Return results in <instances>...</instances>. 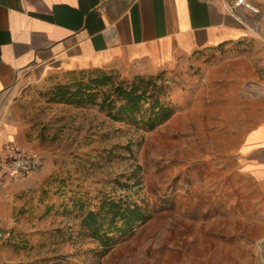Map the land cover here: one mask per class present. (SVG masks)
<instances>
[{"label": "rangeland", "instance_id": "374dc122", "mask_svg": "<svg viewBox=\"0 0 264 264\" xmlns=\"http://www.w3.org/2000/svg\"><path fill=\"white\" fill-rule=\"evenodd\" d=\"M103 70L116 80L134 76ZM252 70L264 73V45L241 40L137 74L163 83L174 109L152 130L94 104L74 110L52 145L65 152L64 169L54 170L63 175L61 185L40 202L32 227H24L30 231L0 234L21 249L16 263L5 264H264V180L239 170L234 156L252 123L240 104ZM96 73L84 68L24 77L10 88L4 109L46 115L57 103L55 86ZM118 197L137 202L147 217L103 252L81 219L103 198Z\"/></svg>", "mask_w": 264, "mask_h": 264}, {"label": "crops", "instance_id": "0c3cea01", "mask_svg": "<svg viewBox=\"0 0 264 264\" xmlns=\"http://www.w3.org/2000/svg\"><path fill=\"white\" fill-rule=\"evenodd\" d=\"M223 1L0 0V145L13 140L42 160L27 178L0 181V233L32 229L24 227H32L40 202L61 185L63 175L54 170L64 169L65 152L52 147L55 131L63 135L68 115L85 107L57 102L43 116L9 115L4 103L10 88L24 77L84 68L150 74L241 40L263 46L264 0H227L233 13ZM251 72L240 104L252 123L240 135L234 156L239 170L264 180V73ZM19 251L17 242L0 237V264L16 263Z\"/></svg>", "mask_w": 264, "mask_h": 264}, {"label": "trees", "instance_id": "16d2710c", "mask_svg": "<svg viewBox=\"0 0 264 264\" xmlns=\"http://www.w3.org/2000/svg\"><path fill=\"white\" fill-rule=\"evenodd\" d=\"M96 75L54 87L57 102L97 105L99 110L117 120L152 130L173 114L174 109L164 99L166 87L155 77L134 75L116 80L112 74L95 68ZM141 205L123 197L103 198L98 209L88 210L81 219L92 237L103 246V252L119 237L130 232L137 223L146 220Z\"/></svg>", "mask_w": 264, "mask_h": 264}, {"label": "built area", "instance_id": "2783aa9c", "mask_svg": "<svg viewBox=\"0 0 264 264\" xmlns=\"http://www.w3.org/2000/svg\"><path fill=\"white\" fill-rule=\"evenodd\" d=\"M223 6L233 13L227 0L223 1ZM39 165L40 156L31 147L13 140H7L0 145V181L25 179L35 172Z\"/></svg>", "mask_w": 264, "mask_h": 264}]
</instances>
